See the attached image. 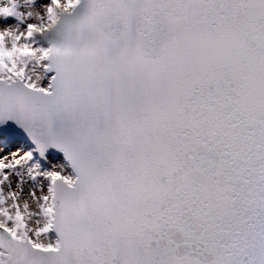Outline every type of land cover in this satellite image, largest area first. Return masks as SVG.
<instances>
[{
  "label": "snow or ice",
  "instance_id": "6c2138e0",
  "mask_svg": "<svg viewBox=\"0 0 264 264\" xmlns=\"http://www.w3.org/2000/svg\"><path fill=\"white\" fill-rule=\"evenodd\" d=\"M0 264H264V0H0Z\"/></svg>",
  "mask_w": 264,
  "mask_h": 264
}]
</instances>
